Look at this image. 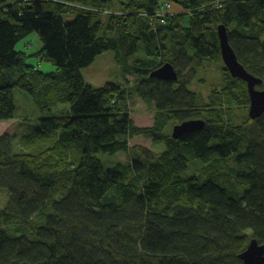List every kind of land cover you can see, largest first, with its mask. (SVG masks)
<instances>
[{
    "label": "trees",
    "instance_id": "trees-1",
    "mask_svg": "<svg viewBox=\"0 0 264 264\" xmlns=\"http://www.w3.org/2000/svg\"><path fill=\"white\" fill-rule=\"evenodd\" d=\"M163 1L0 0V121L15 120L14 89L42 113L19 153L15 135L0 136V190L10 198L0 210V264H244L253 240L264 245V114L249 117L247 84L225 67V86L208 102L183 76L222 62L224 25L264 89V0H178L177 15ZM32 33L56 72L41 73L17 51ZM140 46L145 59L130 63ZM109 51L135 78L131 89L85 82L81 70ZM166 63L177 82L151 78ZM133 95L155 108L151 128L135 124ZM63 104L69 110L54 116ZM192 120L205 126L172 137ZM137 137L165 151L130 147ZM122 152L127 164L104 169L99 155ZM193 160L202 167L187 177Z\"/></svg>",
    "mask_w": 264,
    "mask_h": 264
},
{
    "label": "rangeland",
    "instance_id": "rangeland-1",
    "mask_svg": "<svg viewBox=\"0 0 264 264\" xmlns=\"http://www.w3.org/2000/svg\"><path fill=\"white\" fill-rule=\"evenodd\" d=\"M163 1V0H162ZM235 0H219V3L231 2ZM174 2L170 10L166 11V14L178 13L177 8H174ZM175 11V12H174ZM177 15V14H174ZM107 19L104 18L106 23ZM186 25L189 26L188 19ZM264 40V36L261 37ZM17 51L23 52L26 55V64L32 67H37L43 74H51L56 72V67L49 62L43 61L38 55L42 49V44L36 33H32L30 36L21 41L17 47ZM144 48L140 46V50L136 56H134L130 63L138 59H145ZM225 64L222 62L205 63L203 68L193 71L191 68H187L183 71V76L188 79L190 78L189 89L192 92L199 94L204 102H208V98L211 93L215 90H222L225 86L224 70ZM227 69V68H226ZM82 76L88 85L94 88H102L109 83L119 85L124 88L131 89L137 82L135 78L131 76L127 77L123 67L116 61L115 53L113 51L106 52L100 55L95 62L81 70ZM132 81V84H128L127 79ZM135 81V82H134ZM14 101L16 105L15 120L13 121H0V136L8 133L15 135L17 144L14 150L15 153H19L20 141L24 140L26 136L32 135L37 129H39V119L42 117L40 109L37 107L34 99L26 92L20 89H14L13 91ZM128 106L131 112V116L135 124L139 128H151L154 124L155 108L147 105L141 98L133 95L128 101ZM69 110L68 104L60 105L53 109V115L59 116L60 110ZM236 118L245 117V110L240 107H235ZM130 147H144L148 151H154L155 153H161L165 151L164 145L155 146L153 145L152 138L137 137L129 142ZM102 161L104 169H109L116 166L118 163L129 162L131 155L127 153H118L115 155L101 154L98 156ZM202 167L200 160H193L190 163L187 177L196 175L197 171ZM9 193L7 190H0V210L7 207L9 203Z\"/></svg>",
    "mask_w": 264,
    "mask_h": 264
},
{
    "label": "water",
    "instance_id": "water-1",
    "mask_svg": "<svg viewBox=\"0 0 264 264\" xmlns=\"http://www.w3.org/2000/svg\"><path fill=\"white\" fill-rule=\"evenodd\" d=\"M175 4L178 0H171ZM219 46L222 60L234 79H239L247 84L250 97L249 117L255 120L264 114V89H257L262 84V80L248 73L238 61L237 55L229 43L228 30L226 26L220 25L217 28ZM151 78L162 81L177 82L179 75L171 63H166L151 74ZM205 126L202 120H192L176 125L173 128L172 137L179 139L183 135L201 130ZM244 264H264V245H259L253 240L248 248L239 256Z\"/></svg>",
    "mask_w": 264,
    "mask_h": 264
},
{
    "label": "built area",
    "instance_id": "built-area-1",
    "mask_svg": "<svg viewBox=\"0 0 264 264\" xmlns=\"http://www.w3.org/2000/svg\"><path fill=\"white\" fill-rule=\"evenodd\" d=\"M163 4V8H164V11H168L171 9L172 7V3L170 2H165V3H162ZM160 16H163V12L160 14Z\"/></svg>",
    "mask_w": 264,
    "mask_h": 264
}]
</instances>
